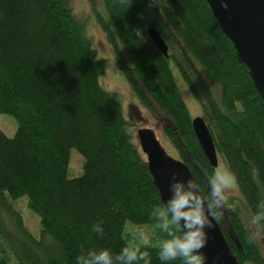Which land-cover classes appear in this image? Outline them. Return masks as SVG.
Instances as JSON below:
<instances>
[{
  "label": "trees",
  "instance_id": "obj_1",
  "mask_svg": "<svg viewBox=\"0 0 264 264\" xmlns=\"http://www.w3.org/2000/svg\"><path fill=\"white\" fill-rule=\"evenodd\" d=\"M94 17L112 62L146 109L149 99L179 160L194 178L239 264H264L235 200L211 194L218 184L191 130V116L173 76L201 104L216 154L231 172L264 245V102L235 57L205 0H100ZM153 27L167 56L146 35ZM97 57L68 0H0V264H199L188 234L170 218L147 170L119 96L99 77ZM215 90V94L213 92ZM82 173L67 176L69 151ZM26 197L39 216V237L8 198ZM149 224L151 238L125 224ZM142 242H138L139 240ZM144 242V243H143Z\"/></svg>",
  "mask_w": 264,
  "mask_h": 264
},
{
  "label": "water",
  "instance_id": "obj_2",
  "mask_svg": "<svg viewBox=\"0 0 264 264\" xmlns=\"http://www.w3.org/2000/svg\"><path fill=\"white\" fill-rule=\"evenodd\" d=\"M205 1L264 102V0ZM145 2L151 4V0ZM145 32L156 50L167 56V46L158 32L151 26ZM190 126L203 155L215 168L216 151L205 120L200 116L192 117ZM134 136L161 203L172 221L188 234L198 263L239 264L188 169L166 154L152 129L137 128ZM211 193L218 199L214 189Z\"/></svg>",
  "mask_w": 264,
  "mask_h": 264
},
{
  "label": "rangeland",
  "instance_id": "obj_3",
  "mask_svg": "<svg viewBox=\"0 0 264 264\" xmlns=\"http://www.w3.org/2000/svg\"><path fill=\"white\" fill-rule=\"evenodd\" d=\"M68 2L73 14L82 23L83 32L87 37L91 47H93V49L96 51L97 57L108 60L102 75L99 77V81L105 89L115 92L119 96L123 108V115L127 124L130 126L131 132L134 131L135 133L137 128L152 129L156 139L165 150L166 154L169 155V157L176 159V151L173 149L168 139L164 135L161 128V123L158 121L157 113L153 108L154 102L152 99H149L151 110L141 106L140 102L133 96L123 76L119 74L111 60V49L94 17L95 10L99 12L101 11L100 0H68ZM173 76L189 115L191 117L200 116L203 118V108L201 104L191 95L186 83L174 70ZM213 92L215 94V90H213ZM15 129L16 122L13 117L6 113H0V130L4 133V135L11 137L14 134ZM216 158L217 164L214 170L217 175L218 184L214 183V187L212 188L215 190V192H220V194L223 195H229L235 200V204L239 208L242 220L250 234L257 242L261 255L264 258V245L261 242V233L252 220L251 216L244 208L240 196L237 193L236 183L231 172L223 163L221 157L218 154H216ZM82 163V156L75 149H71L69 151L67 176L69 178L79 176L82 173ZM7 203L11 208L19 213L25 228L33 236L39 237V216L27 207L26 197L20 196L16 199L8 198ZM0 215L3 216L7 225L10 226L12 224V219L8 214L0 212ZM124 232L127 234L123 235L124 239L127 244L131 246L136 245L137 242L134 241V236H138V232L141 240L146 239L148 235L153 238L149 239V242H145L147 244L153 246L159 245L161 243L158 241L156 236L154 237V231L152 226L149 224L136 226L127 222L124 227ZM138 242L142 243L140 240Z\"/></svg>",
  "mask_w": 264,
  "mask_h": 264
}]
</instances>
